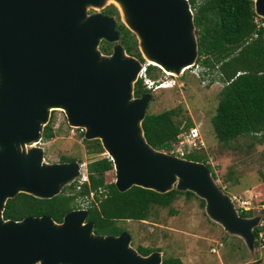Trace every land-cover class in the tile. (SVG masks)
<instances>
[{
    "label": "water",
    "instance_id": "95a60500",
    "mask_svg": "<svg viewBox=\"0 0 264 264\" xmlns=\"http://www.w3.org/2000/svg\"><path fill=\"white\" fill-rule=\"evenodd\" d=\"M106 0H0V264H160L159 251L142 255L130 235H100L85 208L56 223L49 216L4 219L7 199L19 192L51 198L79 174V163L43 162L36 146L53 110L68 125L98 138L113 162L114 185L165 193L174 185L204 200L207 215L254 248L259 216H242L216 185L209 166L153 149L141 121L150 91L135 97L142 61L126 53L112 15L87 13ZM136 37L144 61L183 75L197 57L189 0H111ZM264 17V0H253ZM115 6V7H116ZM114 43L101 54L99 42ZM52 108V109H51ZM60 110V109H59ZM26 148V150H25Z\"/></svg>",
    "mask_w": 264,
    "mask_h": 264
},
{
    "label": "trees",
    "instance_id": "16d2710c",
    "mask_svg": "<svg viewBox=\"0 0 264 264\" xmlns=\"http://www.w3.org/2000/svg\"><path fill=\"white\" fill-rule=\"evenodd\" d=\"M193 13L195 35L197 39L196 61H202L210 72L216 69L213 80H219L223 87L211 124L216 138L226 144L240 135L257 136L264 132V37L263 30L255 23L256 13L253 0H189ZM116 9L111 6L104 10L112 15ZM120 42L127 54L144 62L135 35L122 23H116ZM101 50L111 53V45L101 46ZM215 67V68H214ZM156 66L147 67L152 75ZM155 76V75H153ZM147 90L142 81L134 84L135 97ZM179 109H167L157 113L146 112L141 128L146 142L155 150L168 151L178 133V121L175 117ZM190 120L187 125L190 124ZM55 136L51 119L43 127L42 139ZM187 159L205 162L204 154L191 153ZM74 159L62 157L60 162ZM212 176L213 167L207 164ZM113 169L109 157H100L87 162V178L79 188L71 182L51 198H39L24 192L17 193L5 202L2 212L4 219L21 220L28 216H49L56 223L63 220L65 214L74 209L85 208L88 211L86 221H92L93 232L100 235H119L123 232L117 221L147 220L152 207H165L178 195L193 194L190 191L173 189L165 193L140 186H132L124 192L118 191L113 182L106 183L103 174ZM105 190V192H100ZM92 194V195H91ZM204 205V200H201ZM245 217L252 216L250 210L240 211ZM261 226L254 228L255 245ZM157 248L138 247L142 255H148ZM160 264H183L178 257L163 258Z\"/></svg>",
    "mask_w": 264,
    "mask_h": 264
},
{
    "label": "rangeland",
    "instance_id": "374dc122",
    "mask_svg": "<svg viewBox=\"0 0 264 264\" xmlns=\"http://www.w3.org/2000/svg\"><path fill=\"white\" fill-rule=\"evenodd\" d=\"M111 6L116 9L112 14L116 23L124 25L122 12L111 0L98 7L88 6L87 13H105L104 10ZM107 44L112 49L114 43L99 42L98 49L102 55L101 46ZM151 73L157 78L163 74L160 69H153ZM210 73L214 78L216 69ZM178 80L182 84L179 88L151 90L146 112L179 109L175 117L179 124L184 120L201 122L206 153L212 156V165L215 166L212 178L216 185L225 194L247 200L246 205L252 215L260 218L258 226L262 230L257 244L250 248L241 237L225 232L222 226L209 218L202 199L194 193L189 196L180 194L165 207L154 205L147 220H121L117 221V226L130 235L132 248H157L162 259L178 257L183 264H264V132L257 136L240 135L226 144L220 142L215 136L211 118L222 83L217 79L212 83L202 82L195 70L184 73ZM50 119L55 136L41 139L36 144L43 149V162L55 163L62 157L72 158L79 163L82 172L88 161L108 157L102 141L85 138L84 127L68 125L63 111L53 110ZM103 177L106 183H114V169L105 172ZM77 179L78 175L72 182L77 183ZM173 189H176L175 185ZM234 204L238 208L240 201Z\"/></svg>",
    "mask_w": 264,
    "mask_h": 264
},
{
    "label": "built area",
    "instance_id": "2783aa9c",
    "mask_svg": "<svg viewBox=\"0 0 264 264\" xmlns=\"http://www.w3.org/2000/svg\"><path fill=\"white\" fill-rule=\"evenodd\" d=\"M255 23L258 28L263 30V37H264V17H260L258 15L254 18ZM151 64L144 61L142 62V69L138 74V80L142 81L143 87L147 91H151L154 88L157 89H163L168 87H181L182 84H180L178 78L172 76L168 73H163L162 77H156L153 75H149L147 72V67H149ZM195 70L196 74L200 76L202 79V82L209 83L212 77V74L209 71V67L202 64V61H196L193 65L188 66L184 71L183 74ZM200 124L201 122H193L187 125V122L184 120L180 124H178V133L176 135V139L171 143L170 149L167 152L169 154L185 158L186 155L191 153H200L204 154L205 156V163L210 164L213 167V170L215 171V166L212 165V156H209V154L206 153V143L204 141L203 135L200 131ZM87 170L84 168L81 172V166L78 174V179L76 183V187L79 188L84 182H87ZM104 190H101L102 192ZM92 195V194H91ZM232 200L235 202L240 201V205L237 208L238 211H247L249 210V207L246 205L248 203L247 200H240V198L236 197L235 195H232Z\"/></svg>",
    "mask_w": 264,
    "mask_h": 264
},
{
    "label": "bare ground",
    "instance_id": "6f19581e",
    "mask_svg": "<svg viewBox=\"0 0 264 264\" xmlns=\"http://www.w3.org/2000/svg\"><path fill=\"white\" fill-rule=\"evenodd\" d=\"M148 63H149V64H153V65L155 64L156 66L162 67L159 63H157L155 60H152V59H149V60H148ZM186 68H187V66L184 67V70H185ZM184 70H183V71H184ZM52 108H57V109L62 110V108H60V107H52ZM52 108H51V109H52Z\"/></svg>",
    "mask_w": 264,
    "mask_h": 264
},
{
    "label": "clouds",
    "instance_id": "9594fccd",
    "mask_svg": "<svg viewBox=\"0 0 264 264\" xmlns=\"http://www.w3.org/2000/svg\"><path fill=\"white\" fill-rule=\"evenodd\" d=\"M114 165V164H113Z\"/></svg>",
    "mask_w": 264,
    "mask_h": 264
},
{
    "label": "flooded vegetation",
    "instance_id": "af4514ba",
    "mask_svg": "<svg viewBox=\"0 0 264 264\" xmlns=\"http://www.w3.org/2000/svg\"><path fill=\"white\" fill-rule=\"evenodd\" d=\"M159 69V68H158Z\"/></svg>",
    "mask_w": 264,
    "mask_h": 264
}]
</instances>
